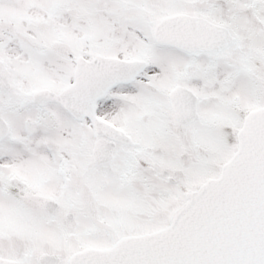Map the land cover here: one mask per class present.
I'll list each match as a JSON object with an SVG mask.
<instances>
[{
  "label": "snow or ice",
  "instance_id": "6c2138e0",
  "mask_svg": "<svg viewBox=\"0 0 264 264\" xmlns=\"http://www.w3.org/2000/svg\"><path fill=\"white\" fill-rule=\"evenodd\" d=\"M0 264H264V0H0Z\"/></svg>",
  "mask_w": 264,
  "mask_h": 264
}]
</instances>
